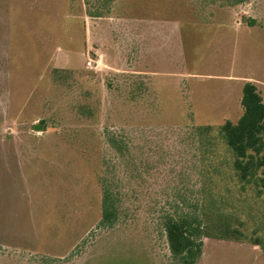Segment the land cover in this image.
Here are the masks:
<instances>
[{"label":"rangeland","instance_id":"374dc122","mask_svg":"<svg viewBox=\"0 0 264 264\" xmlns=\"http://www.w3.org/2000/svg\"><path fill=\"white\" fill-rule=\"evenodd\" d=\"M246 83L264 100V0H0V264H173L163 220L212 179L264 241V194L211 176L196 131L236 124ZM198 264L264 244L205 238Z\"/></svg>","mask_w":264,"mask_h":264},{"label":"trees","instance_id":"16d2710c","mask_svg":"<svg viewBox=\"0 0 264 264\" xmlns=\"http://www.w3.org/2000/svg\"><path fill=\"white\" fill-rule=\"evenodd\" d=\"M221 1H228L229 6L235 7L249 0ZM89 16L101 17L92 14ZM241 106L243 115L236 124L226 122L217 131L212 127H200L196 131L206 148L207 156L204 161L213 163L219 160L218 166L209 167L211 176L219 175L218 178H223L222 168L227 164L237 178L242 194L250 185H254L259 193L264 194V100L254 84L244 85ZM220 142L226 152L223 158L216 150ZM109 143L113 148L118 149L116 137H110ZM212 180L207 182V187L203 191L204 205L198 214L174 213L167 215L163 220L173 264H198L205 238L245 241L256 246L264 244L262 238L254 234L248 235L242 230L244 225L232 212L233 206L230 207L228 199L225 200L220 196L219 185L223 183L217 179ZM102 191L101 225L111 228L118 218L116 199L106 183H102ZM225 193L229 195V192Z\"/></svg>","mask_w":264,"mask_h":264},{"label":"built area","instance_id":"2783aa9c","mask_svg":"<svg viewBox=\"0 0 264 264\" xmlns=\"http://www.w3.org/2000/svg\"><path fill=\"white\" fill-rule=\"evenodd\" d=\"M88 68L95 69L98 67V62L89 60L87 63Z\"/></svg>","mask_w":264,"mask_h":264},{"label":"crops","instance_id":"0c3cea01","mask_svg":"<svg viewBox=\"0 0 264 264\" xmlns=\"http://www.w3.org/2000/svg\"><path fill=\"white\" fill-rule=\"evenodd\" d=\"M230 79V78H229Z\"/></svg>","mask_w":264,"mask_h":264}]
</instances>
